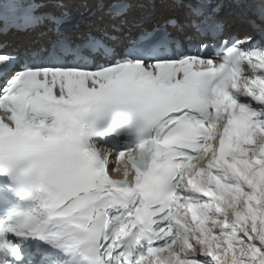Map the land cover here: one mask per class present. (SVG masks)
Segmentation results:
<instances>
[{
	"label": "snow or ice",
	"instance_id": "1",
	"mask_svg": "<svg viewBox=\"0 0 264 264\" xmlns=\"http://www.w3.org/2000/svg\"><path fill=\"white\" fill-rule=\"evenodd\" d=\"M174 2L72 38L63 0H0L37 37L0 42V264H264V0L243 35Z\"/></svg>",
	"mask_w": 264,
	"mask_h": 264
},
{
	"label": "bare ground",
	"instance_id": "2",
	"mask_svg": "<svg viewBox=\"0 0 264 264\" xmlns=\"http://www.w3.org/2000/svg\"><path fill=\"white\" fill-rule=\"evenodd\" d=\"M157 1H160V2H162L163 4L162 5H166V6H168L169 5V3H170V0H157ZM166 12H167V8H166V10H165ZM155 19V18H154ZM151 23V22H150ZM149 23V24H150Z\"/></svg>",
	"mask_w": 264,
	"mask_h": 264
}]
</instances>
